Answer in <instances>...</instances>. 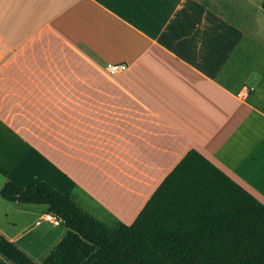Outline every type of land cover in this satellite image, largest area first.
<instances>
[{"label":"crops","instance_id":"obj_1","mask_svg":"<svg viewBox=\"0 0 264 264\" xmlns=\"http://www.w3.org/2000/svg\"><path fill=\"white\" fill-rule=\"evenodd\" d=\"M192 150L264 204V0H0L2 236L53 226L8 183L130 226Z\"/></svg>","mask_w":264,"mask_h":264},{"label":"trees","instance_id":"obj_2","mask_svg":"<svg viewBox=\"0 0 264 264\" xmlns=\"http://www.w3.org/2000/svg\"><path fill=\"white\" fill-rule=\"evenodd\" d=\"M4 200L46 206L67 230L42 264H264V204L199 152L189 151L132 225L115 230L47 183H8ZM8 264H40L0 234Z\"/></svg>","mask_w":264,"mask_h":264},{"label":"rangeland","instance_id":"obj_3","mask_svg":"<svg viewBox=\"0 0 264 264\" xmlns=\"http://www.w3.org/2000/svg\"><path fill=\"white\" fill-rule=\"evenodd\" d=\"M113 220H108L107 225L113 226L115 230L116 224ZM42 233L38 235H31L28 238V244H24V250L36 262L42 264L61 244L62 240L67 235L65 226L54 227L49 224L44 225Z\"/></svg>","mask_w":264,"mask_h":264},{"label":"built area","instance_id":"obj_4","mask_svg":"<svg viewBox=\"0 0 264 264\" xmlns=\"http://www.w3.org/2000/svg\"><path fill=\"white\" fill-rule=\"evenodd\" d=\"M127 65L125 64H110L107 66V69L109 71V74L110 75H116L118 73H123L125 72V70L127 69ZM46 222V223H50L52 224L53 226L55 227H59L63 224V221L62 219L56 215V214H53V213H48L46 214L43 219L41 221L38 222V225L41 224V222Z\"/></svg>","mask_w":264,"mask_h":264}]
</instances>
